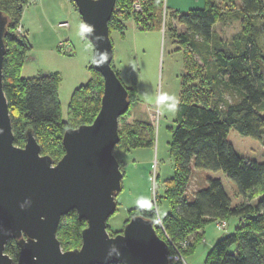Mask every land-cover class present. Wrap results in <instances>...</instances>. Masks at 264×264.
I'll list each match as a JSON object with an SVG mask.
<instances>
[{"label":"trees","instance_id":"1","mask_svg":"<svg viewBox=\"0 0 264 264\" xmlns=\"http://www.w3.org/2000/svg\"><path fill=\"white\" fill-rule=\"evenodd\" d=\"M207 1L202 8L177 13L178 21L186 29L176 35L177 42L184 48V73L170 141L174 174L164 182L169 211L160 218L170 239L180 241L210 221L239 217L240 224L235 231L211 247L205 264H264V161L245 160L227 140L230 129L235 128L240 134L264 143V47L260 44L258 25L250 20L252 16L264 17V0H220L226 5V11H221L219 3ZM119 2L116 0L108 21L110 33L113 28L124 31L122 14L133 16L139 30L158 28L153 19L160 14L164 0H144L139 13H132L125 0ZM26 3L27 0H0V11L8 17L3 89L14 143L23 146L25 133L31 129L41 153L57 161L64 154L62 135L65 129L88 124L96 116L103 78L93 66L90 67L92 78L73 91L67 118L63 120L57 94L58 74L52 72L26 78L20 75L24 58L32 46L25 35L15 37L11 31L20 24ZM119 4L122 7H118ZM234 5H238L236 12ZM117 12L120 13L116 19L118 25L112 27ZM234 19L241 22L242 29L237 46L231 49L227 48L229 41L223 39L214 26L217 22ZM196 55L200 62L194 59ZM111 65L114 68L113 60ZM224 88L236 91L238 100L227 103L221 96ZM127 89L131 101L132 96H136L135 86ZM118 132L119 142L114 148L124 146V142L128 148L153 145L152 138L140 131H128L123 137L120 129ZM192 168L224 172L237 186L242 201L232 205L221 180L210 177L206 186L197 188L191 197L186 196L184 191ZM257 196V203H252L251 199ZM153 206L151 203L133 208L129 216L152 219L158 235L166 240L156 224ZM85 225L86 221L78 219L75 210L61 217L56 235L63 250L80 246L81 230ZM232 246L233 251L229 250ZM190 247L192 249L193 244ZM4 251L13 260L17 259L19 248L14 239L8 240Z\"/></svg>","mask_w":264,"mask_h":264},{"label":"rangeland","instance_id":"2","mask_svg":"<svg viewBox=\"0 0 264 264\" xmlns=\"http://www.w3.org/2000/svg\"><path fill=\"white\" fill-rule=\"evenodd\" d=\"M121 1L123 0L119 3ZM125 1L132 13L140 12L133 11L134 0ZM213 1L220 4L221 11L227 10L222 1ZM207 2L164 0L160 14L153 19L158 28L139 30L133 16L122 14L124 31L111 29L114 68L126 88L135 86L136 94L132 96L127 111L119 117L121 137L128 131H140L146 137L152 138L153 142L151 146L135 148H128L124 142V146L113 149L123 177L122 189L116 196V210L107 220V229L111 234L122 230L133 208H142L153 203L156 222L169 211V202L164 196V182L174 174L170 141L180 102L181 75L184 73V48L177 42L176 35L186 31L177 17L191 9L204 7ZM141 3L143 6L144 0ZM118 7L122 6L119 4ZM232 7L235 12L238 11V5ZM118 14L120 15L119 12L115 13L112 27L118 25ZM250 20L258 25L260 44L264 47V17L252 16ZM60 22H67V26H60ZM18 27L22 32L17 31ZM214 29L223 39L229 41L227 48L237 46V37L242 29L239 20L217 22ZM11 33L19 38L25 35L32 46L20 70L22 77L52 72L58 74L60 117L66 120L73 91L92 78L90 67L94 51L85 37L84 23L72 0H27L23 6L20 24ZM194 59L200 62L197 55ZM201 69L203 70L202 67ZM221 96L227 103L235 102L239 98L236 91L228 88H224ZM221 106L224 104L221 103ZM227 140L245 160L264 161L262 141L242 135L235 128L230 129ZM209 177L221 180L232 205L242 201L237 186L224 172L199 168H192L184 194L191 197L197 188L206 186ZM258 197L251 199V202L257 203ZM239 224L240 219L236 216L228 218L224 228H218L216 221H210L186 239L174 241L184 243L179 248L182 259L172 263L205 264L211 247L225 235L234 232ZM160 229L162 230L161 227ZM165 241L167 242V238ZM190 244H193L192 249ZM233 249L234 246L229 250Z\"/></svg>","mask_w":264,"mask_h":264},{"label":"water","instance_id":"3","mask_svg":"<svg viewBox=\"0 0 264 264\" xmlns=\"http://www.w3.org/2000/svg\"><path fill=\"white\" fill-rule=\"evenodd\" d=\"M93 46L92 66L103 78L99 110L88 124L66 128L64 154H42L31 129L14 143L3 89L8 17L0 11V264H170L168 243L154 221L141 215L110 234L107 220L116 210L123 173L113 153L119 117L129 107L128 89L111 65L108 21L116 0H72ZM75 210L86 225L79 247L63 250L56 231L61 217ZM14 239L16 260L5 253Z\"/></svg>","mask_w":264,"mask_h":264},{"label":"built area","instance_id":"4","mask_svg":"<svg viewBox=\"0 0 264 264\" xmlns=\"http://www.w3.org/2000/svg\"><path fill=\"white\" fill-rule=\"evenodd\" d=\"M141 9H142L141 0H134L133 1V11H141ZM59 25L60 26H67V22H60ZM17 31L22 32L20 27H18ZM156 224L162 228V231L167 238V242H168V246H169V254L167 255V257H168L170 263L171 262H177V261L181 260L182 255L180 253L179 248H180V245H182L184 242L175 243L174 241H172L168 237V235L166 234L160 218H158V221L156 222ZM216 225L218 228H224V226L226 225V221L225 220H216Z\"/></svg>","mask_w":264,"mask_h":264}]
</instances>
